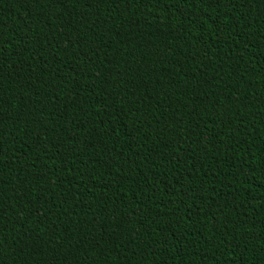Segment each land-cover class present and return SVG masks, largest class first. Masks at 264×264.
Masks as SVG:
<instances>
[{
    "label": "trees",
    "instance_id": "16d2710c",
    "mask_svg": "<svg viewBox=\"0 0 264 264\" xmlns=\"http://www.w3.org/2000/svg\"><path fill=\"white\" fill-rule=\"evenodd\" d=\"M0 264H264V0H0Z\"/></svg>",
    "mask_w": 264,
    "mask_h": 264
}]
</instances>
